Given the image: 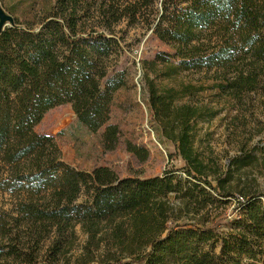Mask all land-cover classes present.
Segmentation results:
<instances>
[{
	"label": "trees",
	"instance_id": "trees-1",
	"mask_svg": "<svg viewBox=\"0 0 264 264\" xmlns=\"http://www.w3.org/2000/svg\"><path fill=\"white\" fill-rule=\"evenodd\" d=\"M157 4L55 0L38 23L15 20L0 32V192L12 203L0 212V264H54L78 225L91 235L107 230L121 250H139V264H264L261 195L252 189L235 195V181L264 166V151L235 156L227 169L204 155L196 146L198 125L217 110L184 102L203 87L170 84L183 72L206 70L220 76L225 95L257 91L264 79V0ZM126 21L173 50L145 62L144 77L153 130L175 145L184 177L176 170L149 178H121L106 166L80 171L63 160L52 136L35 130L50 110L71 104L89 131L104 128L105 151L117 148L121 131L109 121L114 94L125 83L110 70L121 44L118 27ZM129 151L148 157L135 145ZM232 200L226 231L209 224L214 209ZM176 209L202 220L169 225ZM52 234L59 241L41 263Z\"/></svg>",
	"mask_w": 264,
	"mask_h": 264
},
{
	"label": "rangeland",
	"instance_id": "rangeland-1",
	"mask_svg": "<svg viewBox=\"0 0 264 264\" xmlns=\"http://www.w3.org/2000/svg\"><path fill=\"white\" fill-rule=\"evenodd\" d=\"M158 0L157 8H161ZM55 0H0V32L6 24L15 20L21 23H38ZM121 38L120 49L114 57L110 75L119 74L124 79V87L114 94L109 123L118 125L121 131L120 142L113 151H105L102 145L104 128L93 133L80 124L71 104L50 110L35 127L39 134L52 136L58 145L63 160L80 171L92 172L95 168L106 166L119 177L149 178L161 176L169 170H176L184 177V162L177 155L176 147L155 133L152 114L149 108V93L145 83V62L153 61L157 54L173 53L172 48L162 42L151 31L146 32L143 25L123 22L118 27ZM219 75L215 71H186L173 82L201 86L205 91L187 98L184 102L192 105H208L217 110L210 121L199 122L196 146L204 155L212 154L227 169L229 161L247 151H264V79L261 87L235 99L222 93ZM135 145L147 151L146 160H141L129 151ZM172 155V156H170ZM236 196L252 189L261 195L264 203V166L249 168L240 180L235 181ZM179 203H176L178 207ZM230 204L214 209L210 216L213 225L222 231L223 225L235 207ZM12 207L8 194L0 192V212ZM176 209L169 225L196 222L201 215L180 214ZM180 219H176L177 215ZM208 224V225H209ZM58 236L52 234L42 245L39 260L44 263L47 254H54V243ZM65 244V242H64ZM141 255L118 248L105 229L95 235L76 226L63 250L56 254L54 264H91L103 260L117 259L122 263L139 264Z\"/></svg>",
	"mask_w": 264,
	"mask_h": 264
},
{
	"label": "water",
	"instance_id": "water-1",
	"mask_svg": "<svg viewBox=\"0 0 264 264\" xmlns=\"http://www.w3.org/2000/svg\"><path fill=\"white\" fill-rule=\"evenodd\" d=\"M6 27H11V25L6 24L2 30H4ZM153 33V31H151Z\"/></svg>",
	"mask_w": 264,
	"mask_h": 264
}]
</instances>
